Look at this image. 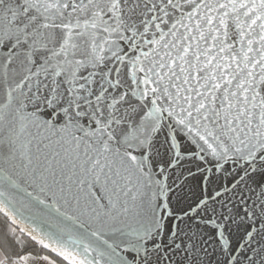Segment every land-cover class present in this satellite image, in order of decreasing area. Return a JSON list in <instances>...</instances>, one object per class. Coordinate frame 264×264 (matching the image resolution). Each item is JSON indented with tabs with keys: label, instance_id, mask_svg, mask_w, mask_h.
<instances>
[{
	"label": "water",
	"instance_id": "obj_1",
	"mask_svg": "<svg viewBox=\"0 0 264 264\" xmlns=\"http://www.w3.org/2000/svg\"><path fill=\"white\" fill-rule=\"evenodd\" d=\"M0 214L66 264H264V0H0Z\"/></svg>",
	"mask_w": 264,
	"mask_h": 264
},
{
	"label": "trees",
	"instance_id": "obj_2",
	"mask_svg": "<svg viewBox=\"0 0 264 264\" xmlns=\"http://www.w3.org/2000/svg\"><path fill=\"white\" fill-rule=\"evenodd\" d=\"M0 250L7 261L17 264L24 254L46 255L59 264H66L56 256L46 252L36 243L21 234L16 227L0 214Z\"/></svg>",
	"mask_w": 264,
	"mask_h": 264
},
{
	"label": "crops",
	"instance_id": "obj_3",
	"mask_svg": "<svg viewBox=\"0 0 264 264\" xmlns=\"http://www.w3.org/2000/svg\"><path fill=\"white\" fill-rule=\"evenodd\" d=\"M6 260L2 251L0 250V263ZM17 264H59L54 261L52 258L46 255H32V254H24L22 255Z\"/></svg>",
	"mask_w": 264,
	"mask_h": 264
},
{
	"label": "built area",
	"instance_id": "obj_4",
	"mask_svg": "<svg viewBox=\"0 0 264 264\" xmlns=\"http://www.w3.org/2000/svg\"><path fill=\"white\" fill-rule=\"evenodd\" d=\"M0 264H12V263H10V262L7 261V260H4V261H2Z\"/></svg>",
	"mask_w": 264,
	"mask_h": 264
}]
</instances>
